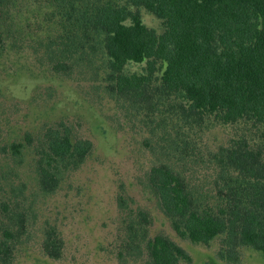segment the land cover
I'll use <instances>...</instances> for the list:
<instances>
[{
  "label": "trees",
  "instance_id": "trees-1",
  "mask_svg": "<svg viewBox=\"0 0 264 264\" xmlns=\"http://www.w3.org/2000/svg\"><path fill=\"white\" fill-rule=\"evenodd\" d=\"M49 1L64 25L60 65L67 72L77 65L92 67L100 55L110 97L148 132L144 145L156 150L148 181L175 232L197 244L225 235L221 258L233 257L235 263L241 246L264 255V0ZM15 6L16 0H0V48L14 37ZM143 8L161 20V33L144 24ZM49 42L57 45L53 38ZM131 63L145 66L128 72ZM213 120L241 125L245 133L209 149L206 158L197 150V135ZM21 147L11 144L14 156L21 155ZM92 147L90 140L74 138L63 122L49 126L36 160L42 190H55ZM198 158L211 170L210 190L186 174ZM4 210L9 224L0 225V264H12L26 218L6 204ZM132 217L127 233L140 239L136 248L147 252L148 264L192 261L168 236L149 237L147 212ZM57 233L45 230L43 247L55 259L63 242Z\"/></svg>",
  "mask_w": 264,
  "mask_h": 264
},
{
  "label": "rangeland",
  "instance_id": "rangeland-1",
  "mask_svg": "<svg viewBox=\"0 0 264 264\" xmlns=\"http://www.w3.org/2000/svg\"><path fill=\"white\" fill-rule=\"evenodd\" d=\"M48 1L16 0L14 37L0 48V225L9 224L5 204L26 218L12 264H148L147 252L136 248L140 239L127 233L138 210L149 215L150 238L168 236L191 255V262L179 264H264V255L249 246L238 248L236 263L233 257L221 258L225 235L197 244L175 232L148 181L156 161V150L144 145L148 132L110 97L100 55L92 67L77 65L67 72L60 65L64 25ZM141 14L147 27L163 31L155 15L144 8ZM50 38L57 45L50 47ZM144 66L131 63L126 71L141 72ZM62 122L74 138L90 140L93 147L79 167L64 173L55 190L45 192L36 169L40 140L49 126ZM243 133L241 125L213 120L197 135V150L207 158L209 149L228 145ZM14 142L22 144L20 156L11 151ZM185 170L193 183L210 190L208 163L198 158ZM121 199L126 209L120 207ZM51 228L63 241L58 259L43 248L45 230Z\"/></svg>",
  "mask_w": 264,
  "mask_h": 264
}]
</instances>
